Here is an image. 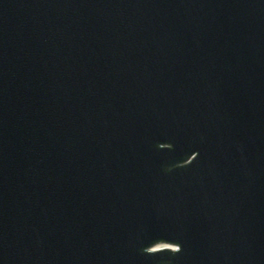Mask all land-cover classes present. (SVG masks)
I'll return each instance as SVG.
<instances>
[{
  "label": "water",
  "instance_id": "obj_1",
  "mask_svg": "<svg viewBox=\"0 0 264 264\" xmlns=\"http://www.w3.org/2000/svg\"><path fill=\"white\" fill-rule=\"evenodd\" d=\"M0 264H264V0H0Z\"/></svg>",
  "mask_w": 264,
  "mask_h": 264
}]
</instances>
